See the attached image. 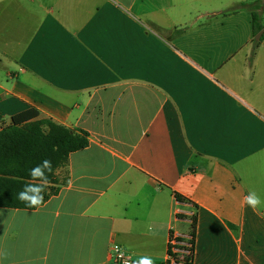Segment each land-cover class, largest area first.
Wrapping results in <instances>:
<instances>
[{"label":"crops","instance_id":"1","mask_svg":"<svg viewBox=\"0 0 264 264\" xmlns=\"http://www.w3.org/2000/svg\"><path fill=\"white\" fill-rule=\"evenodd\" d=\"M255 0H0V127L90 137L0 264H264V17Z\"/></svg>","mask_w":264,"mask_h":264},{"label":"trees","instance_id":"2","mask_svg":"<svg viewBox=\"0 0 264 264\" xmlns=\"http://www.w3.org/2000/svg\"><path fill=\"white\" fill-rule=\"evenodd\" d=\"M261 16L253 6L255 34L262 30ZM36 110L15 115L11 124L0 127V208L34 210L18 200L25 184H39L32 180L30 170L44 160L51 161L52 171L45 170L48 185L43 196L46 203L59 192L57 171L65 166L72 153L87 148L90 135L76 131L50 118L35 119ZM40 205V206H41Z\"/></svg>","mask_w":264,"mask_h":264},{"label":"clouds","instance_id":"3","mask_svg":"<svg viewBox=\"0 0 264 264\" xmlns=\"http://www.w3.org/2000/svg\"><path fill=\"white\" fill-rule=\"evenodd\" d=\"M45 170L48 172L52 171L51 161L44 160L41 164L31 169L30 176L32 180H39L40 183L25 184L24 188L17 195L18 200L24 202L30 208L39 207L44 201L43 192L49 183L45 175ZM243 203L253 211L264 207V200H262L255 191H250L249 194L244 197ZM134 264H155V261L151 256L143 255L140 256Z\"/></svg>","mask_w":264,"mask_h":264},{"label":"built area","instance_id":"4","mask_svg":"<svg viewBox=\"0 0 264 264\" xmlns=\"http://www.w3.org/2000/svg\"><path fill=\"white\" fill-rule=\"evenodd\" d=\"M114 259L117 263L120 262L121 264H131L129 261L126 260L123 253L119 249L115 250Z\"/></svg>","mask_w":264,"mask_h":264},{"label":"rangeland","instance_id":"5","mask_svg":"<svg viewBox=\"0 0 264 264\" xmlns=\"http://www.w3.org/2000/svg\"><path fill=\"white\" fill-rule=\"evenodd\" d=\"M255 11L260 14L261 18L264 17V0H255Z\"/></svg>","mask_w":264,"mask_h":264}]
</instances>
